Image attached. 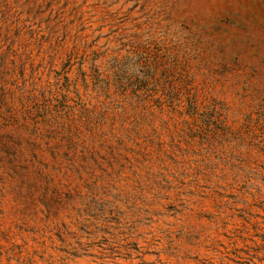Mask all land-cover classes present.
<instances>
[{"label": "rangeland", "instance_id": "374dc122", "mask_svg": "<svg viewBox=\"0 0 264 264\" xmlns=\"http://www.w3.org/2000/svg\"><path fill=\"white\" fill-rule=\"evenodd\" d=\"M0 264H264V0H0Z\"/></svg>", "mask_w": 264, "mask_h": 264}]
</instances>
